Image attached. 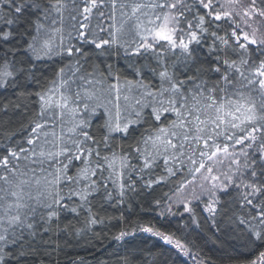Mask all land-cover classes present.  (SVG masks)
Segmentation results:
<instances>
[{
    "label": "snow or ice",
    "instance_id": "1",
    "mask_svg": "<svg viewBox=\"0 0 264 264\" xmlns=\"http://www.w3.org/2000/svg\"><path fill=\"white\" fill-rule=\"evenodd\" d=\"M22 107L0 141V264H51L54 237L103 223L95 204L141 196L242 226L241 264H264V0H0V112ZM138 232L205 264L151 221L111 239Z\"/></svg>",
    "mask_w": 264,
    "mask_h": 264
},
{
    "label": "trees",
    "instance_id": "2",
    "mask_svg": "<svg viewBox=\"0 0 264 264\" xmlns=\"http://www.w3.org/2000/svg\"><path fill=\"white\" fill-rule=\"evenodd\" d=\"M96 23L97 20L94 19L93 27ZM28 113L29 109L23 107L10 108L6 115L0 112V141H5L6 136L12 133H16L18 138L22 133L21 125L27 123ZM168 187L162 186L156 196L168 191ZM94 210L103 223L92 226L90 231H84L79 236L73 230L71 234L60 233L54 237L60 247L57 251H52L49 258L51 264H57V261L59 264H123V257L126 256L130 258L131 264H154L153 257L165 261V264H195L192 259L179 255L170 245H165L158 238L147 234L138 232L135 237H129L125 242L111 239L112 235L124 227L131 228L136 223L149 221L157 227L163 226L166 231L175 232L176 237L188 243L193 251L199 250V256L205 264H241L251 256L247 249L240 247L236 239L242 226L220 217L217 219L219 227H214L212 220H206V214L200 213L199 209V228L187 214L165 219L156 216L148 209L146 198L142 196L133 197L129 204L122 207L109 204L101 207L97 203ZM173 211H176L175 207ZM82 219L81 222L72 221L76 228L83 227ZM193 241L195 246L192 245Z\"/></svg>",
    "mask_w": 264,
    "mask_h": 264
}]
</instances>
